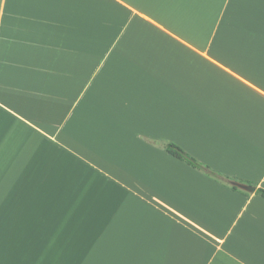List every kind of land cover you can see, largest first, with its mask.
<instances>
[{"label":"crops","instance_id":"1","mask_svg":"<svg viewBox=\"0 0 264 264\" xmlns=\"http://www.w3.org/2000/svg\"><path fill=\"white\" fill-rule=\"evenodd\" d=\"M259 187L264 0H0V264H264Z\"/></svg>","mask_w":264,"mask_h":264},{"label":"trees","instance_id":"2","mask_svg":"<svg viewBox=\"0 0 264 264\" xmlns=\"http://www.w3.org/2000/svg\"><path fill=\"white\" fill-rule=\"evenodd\" d=\"M163 147L172 155L176 156L177 158L185 161L186 163H188L189 165H191L194 168H197L199 170H201L202 172H204L205 174L231 186L234 189H239L234 182H240L239 179L225 175L215 169H213L212 167H210L209 165L199 161L197 158H195L194 156H192L190 153H188L185 149H183L182 147H180L179 145L172 143V142H168V143H164ZM257 193L260 194L261 196L264 197V189L259 187L257 189Z\"/></svg>","mask_w":264,"mask_h":264},{"label":"water","instance_id":"3","mask_svg":"<svg viewBox=\"0 0 264 264\" xmlns=\"http://www.w3.org/2000/svg\"><path fill=\"white\" fill-rule=\"evenodd\" d=\"M234 184L237 185L238 187L242 188V189L247 190V191H255L256 190L255 186L249 185L246 183L235 182Z\"/></svg>","mask_w":264,"mask_h":264}]
</instances>
